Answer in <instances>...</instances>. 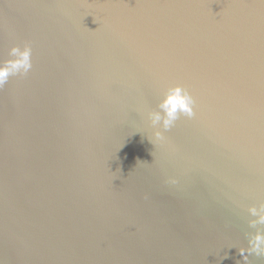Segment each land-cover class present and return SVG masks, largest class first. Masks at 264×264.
<instances>
[{
	"label": "water",
	"instance_id": "1",
	"mask_svg": "<svg viewBox=\"0 0 264 264\" xmlns=\"http://www.w3.org/2000/svg\"><path fill=\"white\" fill-rule=\"evenodd\" d=\"M25 42L0 90V264H246L264 0H0V59ZM174 84L194 115L153 144Z\"/></svg>",
	"mask_w": 264,
	"mask_h": 264
},
{
	"label": "clouds",
	"instance_id": "2",
	"mask_svg": "<svg viewBox=\"0 0 264 264\" xmlns=\"http://www.w3.org/2000/svg\"><path fill=\"white\" fill-rule=\"evenodd\" d=\"M32 49L29 43L25 42L22 46L13 45L8 50V58L0 59V90L8 84L10 78L24 76L32 68L31 62ZM195 99L189 90L180 85L168 86L162 94V98L157 104V110L147 113L150 124L155 129L152 133L153 144L165 140L164 132H167L181 116L191 118L194 115ZM171 183H175L172 180ZM250 216L255 219L249 221L250 228L257 225H264V203L259 206H251L247 209ZM239 254L248 261V254L264 256V233L257 230L248 238V246L240 247Z\"/></svg>",
	"mask_w": 264,
	"mask_h": 264
}]
</instances>
